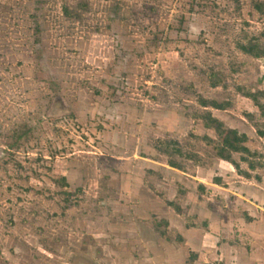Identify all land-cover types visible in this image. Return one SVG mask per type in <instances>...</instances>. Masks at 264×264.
Instances as JSON below:
<instances>
[{
	"label": "rangeland",
	"instance_id": "rangeland-1",
	"mask_svg": "<svg viewBox=\"0 0 264 264\" xmlns=\"http://www.w3.org/2000/svg\"><path fill=\"white\" fill-rule=\"evenodd\" d=\"M253 38L264 0H0V264H264Z\"/></svg>",
	"mask_w": 264,
	"mask_h": 264
},
{
	"label": "trees",
	"instance_id": "trees-1",
	"mask_svg": "<svg viewBox=\"0 0 264 264\" xmlns=\"http://www.w3.org/2000/svg\"><path fill=\"white\" fill-rule=\"evenodd\" d=\"M253 48L258 49V51L260 52L258 54H264V47H262L260 45V43H259L257 38H253L252 46L249 47V48H245V49L252 51ZM248 96H250L254 100V102L259 105V102H258L256 94L250 93V94H248ZM212 106L214 108H218V109H224L225 108L224 104H219L217 102H212ZM205 117L209 118V122L216 123L215 125L219 128V130L222 128V122L219 121L217 118H214L211 114L205 115ZM209 122L205 123L206 126H211V123H209ZM18 138H20V134L17 135V139ZM245 138H246L245 134L240 135L238 133V131L235 130V129L228 130V131H225L223 133V144L225 146L233 149V150H244V151H247L248 148L245 147L244 145H242L244 143V141H245Z\"/></svg>",
	"mask_w": 264,
	"mask_h": 264
}]
</instances>
